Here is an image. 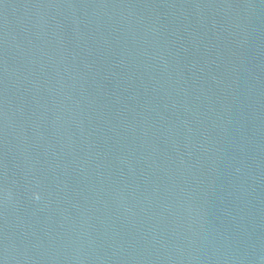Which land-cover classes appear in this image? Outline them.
Instances as JSON below:
<instances>
[{"label": "water", "instance_id": "obj_1", "mask_svg": "<svg viewBox=\"0 0 264 264\" xmlns=\"http://www.w3.org/2000/svg\"><path fill=\"white\" fill-rule=\"evenodd\" d=\"M0 264H264V0H0Z\"/></svg>", "mask_w": 264, "mask_h": 264}]
</instances>
